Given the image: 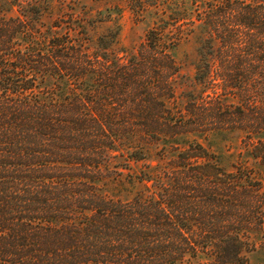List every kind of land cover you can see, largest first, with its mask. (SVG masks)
<instances>
[{
  "label": "trees",
  "instance_id": "16d2710c",
  "mask_svg": "<svg viewBox=\"0 0 264 264\" xmlns=\"http://www.w3.org/2000/svg\"><path fill=\"white\" fill-rule=\"evenodd\" d=\"M123 1L158 18L126 62L107 50L116 34L101 37V52L70 30L46 40L35 17L0 0V264H248L256 242L244 232L261 222L246 214L260 184L240 167L226 172L197 140L181 146L202 113L165 99L179 72L173 51L199 27L196 79L215 70L226 92L263 90L252 83L262 61L234 57L238 44L251 56L263 48L264 0ZM158 141L175 156L138 175L130 161Z\"/></svg>",
  "mask_w": 264,
  "mask_h": 264
},
{
  "label": "rangeland",
  "instance_id": "374dc122",
  "mask_svg": "<svg viewBox=\"0 0 264 264\" xmlns=\"http://www.w3.org/2000/svg\"><path fill=\"white\" fill-rule=\"evenodd\" d=\"M13 1L20 6H14L9 14L19 15L24 19L35 17L36 25L46 40L56 32L70 30L75 39L85 41L90 51L99 49L101 52L105 51L101 48V37L108 36L107 40L110 41L111 35L116 34L115 42L110 41L107 50H112L118 54L121 61L125 62L128 56L138 49L147 31L158 19L153 13L139 16L123 0ZM36 10L41 11L40 15L34 13ZM71 16L74 20H71ZM57 25L60 26L57 27ZM205 36V30L199 27L173 51L179 72L169 77L175 93L168 96L165 102L174 112L186 111L195 105L202 113L199 132L177 137L176 141L181 143V146L188 141L197 140L216 156L218 164L226 172H236L240 167L243 174L250 175L251 181H257L260 184L258 208L254 212L247 213L246 216L254 222H261V226L259 228L253 225L244 233L256 242L255 249L248 253V264H264V146L258 151L253 150L259 140L264 141V89L254 88L253 93L246 97H243L244 94L234 87L226 92L223 90L224 82L218 78L215 70L205 83L196 79V66L206 49L203 45ZM45 38L39 39L41 44L45 43ZM248 48L245 44L235 45L234 59L236 61L252 60L253 63L261 60L264 67V46L257 56L249 55ZM240 73H243V77L239 79L247 80V72L240 71ZM252 79V83L255 84L264 82V71ZM221 101L227 105L225 106L227 112L223 113L215 109L217 103ZM240 107L243 114L240 113ZM224 114L229 115L231 119L225 120L226 116L224 121ZM171 141L169 143L174 144L173 139ZM164 143V141H158L149 145L150 156L147 160L130 161L132 170L138 175L142 171L151 172L155 170V167L159 168L173 158L175 153L170 151V148L167 150L166 157L161 155ZM257 153L261 155L259 158L255 157ZM148 185L151 187L152 182H148ZM136 190L137 188L134 191ZM108 192L114 194L116 190L112 188Z\"/></svg>",
  "mask_w": 264,
  "mask_h": 264
}]
</instances>
